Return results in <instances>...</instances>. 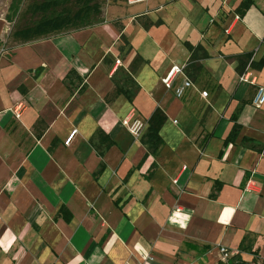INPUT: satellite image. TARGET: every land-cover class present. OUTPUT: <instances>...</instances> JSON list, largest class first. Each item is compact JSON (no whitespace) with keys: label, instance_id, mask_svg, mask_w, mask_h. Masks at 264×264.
<instances>
[{"label":"crops","instance_id":"obj_1","mask_svg":"<svg viewBox=\"0 0 264 264\" xmlns=\"http://www.w3.org/2000/svg\"><path fill=\"white\" fill-rule=\"evenodd\" d=\"M130 1L102 0L93 26L6 46L0 17V264H222L220 249L238 254L244 238L242 258L264 264V68L252 66L264 60V0L243 18L242 0ZM187 44L202 49L193 70ZM245 55L255 84L239 80ZM174 66L185 69L169 91ZM137 87L130 102L123 91ZM157 109L167 121L152 156L148 130L134 140L122 121ZM107 141L101 157L94 145Z\"/></svg>","mask_w":264,"mask_h":264},{"label":"trees","instance_id":"obj_2","mask_svg":"<svg viewBox=\"0 0 264 264\" xmlns=\"http://www.w3.org/2000/svg\"><path fill=\"white\" fill-rule=\"evenodd\" d=\"M23 2L24 0H12L9 11H12V14L17 16ZM253 5L254 0H242L236 9V14L239 15L240 18H243ZM102 14V0H33L21 16L22 25L14 32L13 37L14 40L18 42H30L54 33L86 26L101 18ZM9 19L10 15L7 16V20ZM187 47L190 49V52H192L187 70H193L196 66L194 65V61L196 60L195 54L197 51H201L202 49L200 47L194 48L189 44H187ZM252 57L253 55H245L235 58L239 62L237 70L240 76L244 74L245 67L249 64ZM208 58L209 56L206 53L202 54V59ZM141 62H143V60L140 58H137L134 61L131 73H133L134 69H136ZM252 66L253 68L262 69L264 68V60L259 63H252ZM243 67L244 69L242 70ZM128 77L130 79L131 75L128 74ZM128 90L123 91V94L130 102H132L140 89L137 87V89ZM238 116L239 112H236L231 117L233 128L225 140L226 145L234 143L236 140L239 130V126L237 124ZM166 121L167 117L160 109H157L149 119L148 132L143 141V143L148 147V155L157 156L163 147L164 142L160 136V132ZM96 137L101 144L108 139V137L101 130L97 132ZM112 145L113 143L111 141H107V143L103 146L94 145V148L96 149L97 154L102 157L103 150H107ZM251 148L254 151H259L255 147ZM104 166V164H101L96 177L103 172ZM153 168H155L154 165L152 169ZM60 214L67 221H70V217H66L67 210L65 208L61 209ZM245 240L246 238H244L241 243L240 252L231 256V258L227 261V264H256L255 261H245L241 256V253H253L252 247L245 245Z\"/></svg>","mask_w":264,"mask_h":264},{"label":"built area","instance_id":"obj_3","mask_svg":"<svg viewBox=\"0 0 264 264\" xmlns=\"http://www.w3.org/2000/svg\"><path fill=\"white\" fill-rule=\"evenodd\" d=\"M138 1H143V0H132L129 3L130 4H135ZM185 67H179V66H174L170 71L167 73V75L162 79V83L165 86V88L169 91L173 89L174 82L177 78L178 75L183 74ZM239 80L241 83H246V84H255L256 81L255 79H251L249 73H245L239 77ZM192 87V83L189 80H186L185 83L183 84V87L178 88L175 90V94L178 97L183 96L184 90L187 88ZM203 97H207V93L204 92L202 93ZM264 104V89H261L259 94L257 95L255 99V105L256 107H261ZM20 109L15 111V117L17 119L20 118L21 114L19 113ZM122 126L126 129V131L133 137L134 140L139 141L146 131L148 130V122L144 121L140 117L136 115L134 111H132L126 118L123 119L122 121ZM77 134L76 131H73L68 139L65 141V145L69 146L75 135ZM258 189V186L255 181L252 179L248 180L244 186V193L247 194H252L255 193ZM220 253L222 256V263L227 264V261L233 256V254L229 253L226 249L221 248Z\"/></svg>","mask_w":264,"mask_h":264},{"label":"rangeland","instance_id":"obj_4","mask_svg":"<svg viewBox=\"0 0 264 264\" xmlns=\"http://www.w3.org/2000/svg\"><path fill=\"white\" fill-rule=\"evenodd\" d=\"M33 0H24V2L22 3V5H21V7H20V11H19V13H18V15L17 16H14L13 14H12V11L10 12L9 11V9H10V6H11V3H12V0H0V17H2V16H4V18L6 17V15H10V19L8 20V25H9V32H8V42L6 43V44H3V43H1V45L3 46V45H8L9 43H11V42H14L15 40H14V37H13V34H14V32L22 25V20H21V16L23 15V13L25 12V10H26V8L31 4V2H32ZM103 3H105V2H103ZM8 4V5H7ZM6 10H7V12H6ZM142 22H144L145 23V21H144V19L142 18V19H140ZM116 22H118V21H116ZM96 23H99V21L98 20H96V21H94V22H92L90 25L91 26H93L94 24H96ZM117 28H120V26H119V23H113ZM136 42H138V40L136 41ZM120 45H121V47H123L124 46V44L120 41ZM5 49V48H4ZM126 49H127V46L125 47V51H126ZM124 51V52H125ZM124 52H123V54L122 55H120V57L121 58H124L123 57V55H124ZM125 57H126V55H125ZM123 61H127V59L126 58H124L123 59ZM132 62V61H131ZM130 62V63H131ZM124 63V62H123ZM129 63V64H130Z\"/></svg>","mask_w":264,"mask_h":264}]
</instances>
